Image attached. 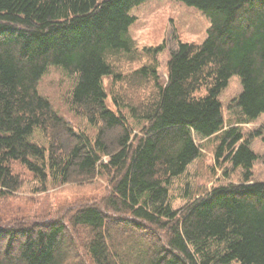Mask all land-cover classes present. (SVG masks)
<instances>
[{
	"label": "trees",
	"instance_id": "trees-1",
	"mask_svg": "<svg viewBox=\"0 0 264 264\" xmlns=\"http://www.w3.org/2000/svg\"><path fill=\"white\" fill-rule=\"evenodd\" d=\"M148 1L0 0V196L23 186L19 169L40 191L102 177L108 190L56 219L0 227V264H264V181L254 179L251 147L264 130L225 129L220 100L237 75L242 120L264 113V0H179L208 19L205 38L177 42L165 80L166 43L123 79L116 65L139 59L132 11ZM52 66L75 75L69 108L94 135L40 93ZM105 77L151 91L142 100L124 90L113 110ZM195 134L218 136L216 163L241 169L242 180L175 209L172 182L202 155Z\"/></svg>",
	"mask_w": 264,
	"mask_h": 264
},
{
	"label": "rangeland",
	"instance_id": "rangeland-1",
	"mask_svg": "<svg viewBox=\"0 0 264 264\" xmlns=\"http://www.w3.org/2000/svg\"><path fill=\"white\" fill-rule=\"evenodd\" d=\"M132 14L136 21L130 28V35L136 45L138 60L130 61L127 58L116 65V72L124 79L138 67L148 64L147 48L166 43V50L159 57V74L161 80L166 79V61L170 50L176 47L179 40L201 42L209 27L208 19L198 10L187 7L179 0H149L133 9ZM124 80L105 77L104 85L108 94L107 104L113 110L116 106L112 96L124 92L144 100L151 89H131ZM75 82V75L67 74L58 67H50L39 84L40 93L48 97L52 105L77 129L86 130L94 135L85 118L74 114L69 108L68 100L71 88ZM242 90L237 75L230 78L228 86L220 94L225 118V129L239 126L246 138L253 132L264 130V113L256 120L244 122L239 115L238 108L233 101ZM137 98V99H138ZM127 115V111H125ZM134 126V121L130 118ZM137 129L138 126L136 125ZM251 138V137H250ZM202 155L187 169L186 173L173 180L170 187V201L173 208H182L189 200L206 194L213 186L228 183H239L242 180L241 169L233 170L228 163L218 164L215 161V148L219 144L218 136L203 138L194 135ZM42 141V140H41ZM251 147L259 155L253 168L254 179L264 181V142L261 137H252ZM223 163V162H222ZM18 168L17 165H15ZM23 176V186L15 193L0 196V227L14 225L15 221L29 219H56L55 215L63 213L69 207L79 206L81 203L98 201L107 190V179L98 178L95 181L78 185H55L48 182L45 191H40L39 184L34 182L31 175L24 169H19ZM189 196H185L187 194Z\"/></svg>",
	"mask_w": 264,
	"mask_h": 264
}]
</instances>
